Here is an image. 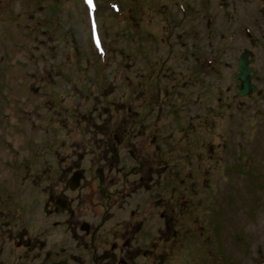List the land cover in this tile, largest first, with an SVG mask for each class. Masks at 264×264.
Masks as SVG:
<instances>
[{"label": "rangeland", "instance_id": "374dc122", "mask_svg": "<svg viewBox=\"0 0 264 264\" xmlns=\"http://www.w3.org/2000/svg\"><path fill=\"white\" fill-rule=\"evenodd\" d=\"M81 1L0 0V264H264V0Z\"/></svg>", "mask_w": 264, "mask_h": 264}, {"label": "water", "instance_id": "95a60500", "mask_svg": "<svg viewBox=\"0 0 264 264\" xmlns=\"http://www.w3.org/2000/svg\"><path fill=\"white\" fill-rule=\"evenodd\" d=\"M251 53L248 51H244L238 59L237 65V73L233 74L231 80L235 83L239 84V89H236V93L240 97L247 96L254 90V86L252 84V80L254 79L253 68L251 67L254 63V59L251 58ZM79 177L80 175L76 174L74 178H72V182L70 184V189H74L79 185ZM58 208L62 209V207L66 206V202H58ZM88 225L85 223L81 227V230H85L87 232ZM86 228V229H85Z\"/></svg>", "mask_w": 264, "mask_h": 264}, {"label": "flooded vegetation", "instance_id": "af4514ba", "mask_svg": "<svg viewBox=\"0 0 264 264\" xmlns=\"http://www.w3.org/2000/svg\"><path fill=\"white\" fill-rule=\"evenodd\" d=\"M263 45H264V44H262V47H263ZM254 63H255V61H254ZM254 81H255V79H254ZM235 84H236V86H237L235 89H239V84H238V83H235ZM235 89H234V93H235ZM253 93H254V92H253ZM235 95L238 96L236 93H235ZM238 97H239V96H238ZM130 155L132 156V155H133V152H131ZM54 205H56V204H54ZM57 205H58V204H57ZM88 227H89V226H88ZM120 258H121V257H120ZM120 258H119V260H120V263H119V264H127L125 260L120 259Z\"/></svg>", "mask_w": 264, "mask_h": 264}]
</instances>
